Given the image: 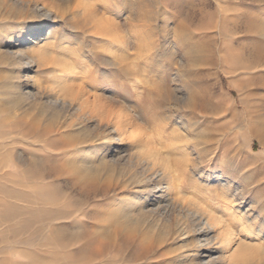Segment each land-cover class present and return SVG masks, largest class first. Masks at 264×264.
<instances>
[{"label": "rangeland", "instance_id": "rangeland-1", "mask_svg": "<svg viewBox=\"0 0 264 264\" xmlns=\"http://www.w3.org/2000/svg\"><path fill=\"white\" fill-rule=\"evenodd\" d=\"M83 1L95 4L97 15L120 23L132 54L123 65L133 67L132 73L127 78L125 72L111 71L106 64L109 52L92 49L98 41L79 28L86 21L77 13L35 45L33 53L43 62L31 73L36 83L52 82V72H44L47 67L63 70L68 64L77 67V78L85 79V88L94 92L89 87L98 83L95 74L114 72L115 81L98 84L96 94L118 105L129 100L136 119L149 125L146 132L156 139L154 145L167 153L185 204L208 215L217 209L229 213L223 227L245 240L243 257L232 247L226 250L233 257L231 264H264V36L259 34L264 0H114L119 6L112 13L104 7L111 0ZM128 14L132 29L125 20ZM5 21L0 17V23ZM78 41H84L81 49ZM83 49L86 54L77 58ZM4 63L0 62V264H165L174 245L184 241L153 245L139 260L140 243L133 247L122 233L113 232V215L125 188H113L106 177L81 175L62 152L52 151L78 141L75 127L60 129V114L51 122L56 114L46 101L32 108L25 100L10 105L5 85L13 67ZM72 117L69 122H87ZM87 126L81 129L94 135L102 130L97 122ZM127 154L116 166L129 173L136 167L127 165H133L125 161ZM115 237L113 246L109 241Z\"/></svg>", "mask_w": 264, "mask_h": 264}, {"label": "bare ground", "instance_id": "bare-ground-1", "mask_svg": "<svg viewBox=\"0 0 264 264\" xmlns=\"http://www.w3.org/2000/svg\"><path fill=\"white\" fill-rule=\"evenodd\" d=\"M106 2L109 3V0H106ZM118 6L119 5L114 4V0H111V2L104 7H106L105 10L108 13H112ZM77 13L81 14L86 21L85 25L79 28L86 34V37L90 36L96 38L95 41H98V43H93L94 47L92 49L96 51L102 49L103 51L109 52V58H107L108 63L106 64L109 65L111 71L114 69V72L115 70L122 73L125 72L126 76L128 72L132 71L131 69L133 67L128 68L123 65L124 62L129 63L132 58V54L125 47V45L128 46V40L125 38L126 32L121 29V25L117 20H109L108 17H104L105 15H97L96 6L91 3V1L0 0V17L6 20L0 23V62L8 63L13 67L11 71H9L10 76L8 78L10 81L5 85L8 95H10V99H12L11 102L9 101V104L11 105L14 101L17 103L20 100H25L30 105L29 107L32 108L31 106L33 104L35 105L36 103H43V101H46L56 114L52 115L51 122L57 118V114H60V118L57 119L59 122L57 126L61 127L60 129L67 130L68 126L69 128L75 127L74 131L77 133L78 137L77 142L72 143L68 141V144L65 143L64 147L58 145V149L51 150L53 152H62L64 156L67 157L66 159L69 161V166L81 175L99 180L106 177V179H110L113 182L109 183L110 186L114 185V187H118L121 185V187L125 188L124 193L119 197V203H117L118 208L115 210L116 214H112V224L115 225L113 232L122 233L121 238L126 242H130V245L133 247L137 245L136 243H140L142 247L137 245L139 247V253L141 254V256L139 255V260L145 257L146 253L154 247L153 245L156 246L157 244L158 246L159 243L164 241L176 243V239L179 238L186 242L174 245L165 264H231L233 257L231 260L229 257L230 255L228 256L227 253H225L226 250L228 247H232L235 252L238 253L240 251L241 253V251L244 250L243 246L245 243L243 242L245 240L242 242V239L236 237L231 229L225 228L226 226L223 227V218L229 213L224 214L222 212L223 209H221V211L217 209L214 212L215 214L213 213L214 215H208L200 209V207L197 209L190 207L189 205L191 204H185L184 197L179 196V192H183L181 187L175 183V175L172 172L170 160L166 156L167 153L160 151V146L156 147V145H154L155 143L157 144L156 139L150 138L149 136L151 134H147L148 130L146 129L149 125L145 127L143 123H140V121L136 119L137 116L135 117L136 114L132 113L130 108L131 105L128 102L129 100L126 101L125 104L122 103L118 105L113 99L111 101L103 98L100 94H96V91L99 90L98 84L109 85L115 81L114 72L112 75H110L107 70L97 72L98 69L96 70L93 66L95 72H97L95 76L97 77L98 83L96 82L95 85L90 84L89 89L94 92H89V90L85 88L87 83L84 81L85 79L81 78V80H79V78H77L79 73L77 67H72L68 64V66L66 65L67 67L64 65L63 70H60L62 67L57 70L48 69L49 67H47L44 72L48 74L52 72V82L44 85H38L36 83L31 73L35 72V66H40L43 62L39 58V55L33 53L35 45L41 43L43 35H50V33L58 27L59 22H66L68 17ZM102 13L104 12L102 11ZM168 17L167 15L163 21H167ZM72 19L71 22H73ZM125 20L127 21V26L132 29L130 14L127 15ZM262 24L263 25H261L259 29V34L264 36V23ZM82 43L80 41L77 42V47H79V49H81ZM128 43H130V41ZM84 50L85 49H83V54L81 50H79L80 53L77 54V58L83 57L86 54ZM92 51H90V53H92ZM49 55L51 54L49 53ZM141 66H143V64ZM140 73L142 74L144 72L140 71ZM117 75L118 74H116V76ZM27 83L32 84L31 88ZM72 115H75L77 120L87 122H84L83 125H80L78 121L69 122L70 119L73 118ZM93 122H97L98 126L102 129L96 135L88 131L84 132L81 129L82 126L85 125L84 128L86 130L88 128L87 125ZM51 133L53 132L51 131ZM158 138L159 142H164L160 136ZM179 139L181 141V138ZM163 149L165 148L163 147ZM130 150H132V153ZM126 153H128V158L125 161L133 163V165H127L130 168L134 165V167H136L135 170L132 172L129 171V173L124 170L123 167L117 169L116 166L119 162L118 160H123ZM171 156L173 157V155ZM126 175L127 177H124ZM187 201L189 200L186 199V203ZM191 201H189V203ZM194 203L196 202L194 201ZM234 206L231 205V207ZM231 207L228 208L231 209ZM236 209H238V207ZM181 216H185L187 222L182 220ZM172 217H174V222H171ZM226 217L228 216L226 215ZM240 218H242V216ZM243 223L245 224V222H242V224ZM104 228L102 227L103 230ZM220 228L224 233L221 234ZM239 228L241 227L239 226ZM246 228L247 230L249 229L248 226H246ZM243 230L244 229H242V231ZM104 231H106V229ZM244 232L248 234L247 231L244 230ZM213 239L215 241H213ZM117 242L115 237L112 241H109V244L114 246ZM98 243L102 244L103 242L99 240ZM212 244H217L218 246L213 247ZM215 252L217 254L213 255ZM232 252L233 251L230 253ZM199 253H201V256ZM243 253H241L242 257ZM237 259L240 258L237 257Z\"/></svg>", "mask_w": 264, "mask_h": 264}]
</instances>
